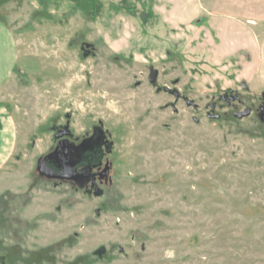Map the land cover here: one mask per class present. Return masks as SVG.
Masks as SVG:
<instances>
[{"label":"rangeland","instance_id":"374dc122","mask_svg":"<svg viewBox=\"0 0 264 264\" xmlns=\"http://www.w3.org/2000/svg\"><path fill=\"white\" fill-rule=\"evenodd\" d=\"M0 19V264H264V0H0Z\"/></svg>","mask_w":264,"mask_h":264},{"label":"crops","instance_id":"0c3cea01","mask_svg":"<svg viewBox=\"0 0 264 264\" xmlns=\"http://www.w3.org/2000/svg\"><path fill=\"white\" fill-rule=\"evenodd\" d=\"M17 58H18V50H17L14 34L10 29V27L8 26V24H6L4 21L0 19V88H2L12 77L17 63ZM9 123L13 125L12 120L8 116L1 117L0 134H3L4 131L6 132V134L2 135L3 142L5 141V143L12 142L13 139V135H12L13 131L11 132V125ZM6 128L8 130H6ZM4 137L6 138V140L4 139ZM2 148L3 147L1 144L0 154L3 152V150L1 152Z\"/></svg>","mask_w":264,"mask_h":264},{"label":"flooded vegetation","instance_id":"af4514ba","mask_svg":"<svg viewBox=\"0 0 264 264\" xmlns=\"http://www.w3.org/2000/svg\"><path fill=\"white\" fill-rule=\"evenodd\" d=\"M174 90L175 89H171L170 88V91H166V92L172 94L176 98ZM178 95H179V97L176 98V99H179V98L182 97L180 95L179 91H178ZM184 99L186 101L187 98H184ZM102 146H103V142L102 141H99V142L96 141V145L91 146L90 148L88 147L90 149L89 151H86L87 149L79 151V152L78 151L74 152L72 150V153H70L71 154L70 155V161H68V162L72 163L75 168H78V166H81V165H87L89 167H92V166H94L96 164V162H95L96 158L102 154ZM85 151L87 152V154L83 155V153ZM57 164L58 163H55V162L54 163H50V165L53 168H56L57 171H60L62 168H59V165H57ZM91 182L95 185L96 189H99V187H97V185H96V176H91ZM6 190H10V189H6ZM15 199H16V196H14V195L8 196V194L5 195V193H3V191H2L0 193V210L2 212H4L5 211L4 208L7 207L6 204H8L10 202V200L14 201ZM2 215L3 214H0V217H2ZM2 264H4V261L2 262Z\"/></svg>","mask_w":264,"mask_h":264},{"label":"water","instance_id":"95a60500","mask_svg":"<svg viewBox=\"0 0 264 264\" xmlns=\"http://www.w3.org/2000/svg\"><path fill=\"white\" fill-rule=\"evenodd\" d=\"M152 76L154 77L155 74L153 73ZM164 90H165V91H170V88H169V87H164ZM174 93H175L176 98H178V97H179V95H178V90L175 89V90H174ZM186 102H187L188 105H193V104H194V102H193L192 100L188 99V98L186 99ZM249 113H250V110L247 109V110H245V111H243V112H240V113H239V116H240V117H243L244 115H247V114H249ZM70 155H71V154H70ZM69 157H70V156H69ZM101 193H102L101 190H100V189H97L95 194H96V195H100Z\"/></svg>","mask_w":264,"mask_h":264}]
</instances>
